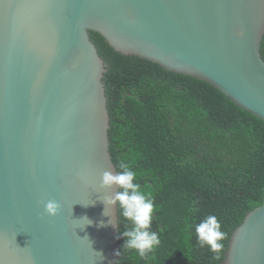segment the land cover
Listing matches in <instances>:
<instances>
[{
    "label": "water",
    "instance_id": "obj_1",
    "mask_svg": "<svg viewBox=\"0 0 264 264\" xmlns=\"http://www.w3.org/2000/svg\"><path fill=\"white\" fill-rule=\"evenodd\" d=\"M89 31L264 121V0H0V264H116L105 64ZM220 264H264V196Z\"/></svg>",
    "mask_w": 264,
    "mask_h": 264
},
{
    "label": "trees",
    "instance_id": "obj_2",
    "mask_svg": "<svg viewBox=\"0 0 264 264\" xmlns=\"http://www.w3.org/2000/svg\"><path fill=\"white\" fill-rule=\"evenodd\" d=\"M105 64L108 143L154 198L160 244L141 258L123 248L129 222L118 209L116 264H220L232 232L264 196V121L210 84L114 51L89 31ZM264 61V34L260 44ZM215 215L226 233L220 259L200 248L196 226Z\"/></svg>",
    "mask_w": 264,
    "mask_h": 264
},
{
    "label": "clouds",
    "instance_id": "obj_3",
    "mask_svg": "<svg viewBox=\"0 0 264 264\" xmlns=\"http://www.w3.org/2000/svg\"><path fill=\"white\" fill-rule=\"evenodd\" d=\"M119 168L121 171L115 173L105 171L101 177V188L117 189L113 194L103 197L104 215L110 217L109 224L117 223L106 209L119 208L124 220L130 224V226L126 225V230L122 233L125 238L123 248L134 250L141 258L148 259V254L160 244L158 233L151 230L154 198L150 193L143 191L140 183L136 182V173L131 170L128 163L121 161ZM88 204H94V201ZM60 208L57 201L48 200L44 205V214L56 216L59 214ZM79 220L85 222L83 226L92 223L87 216L81 217ZM101 226H103V222H101ZM221 227V223L215 215H208L195 229L198 246L200 248L207 246L214 254L215 259L221 258L224 247L222 241L226 237V233L221 230ZM98 253L103 258L102 253Z\"/></svg>",
    "mask_w": 264,
    "mask_h": 264
}]
</instances>
